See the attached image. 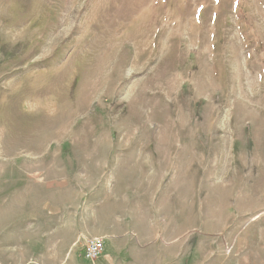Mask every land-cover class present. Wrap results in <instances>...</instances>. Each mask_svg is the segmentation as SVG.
I'll return each mask as SVG.
<instances>
[{"label":"rangeland","instance_id":"obj_1","mask_svg":"<svg viewBox=\"0 0 264 264\" xmlns=\"http://www.w3.org/2000/svg\"><path fill=\"white\" fill-rule=\"evenodd\" d=\"M97 236L264 264V0H0V264Z\"/></svg>","mask_w":264,"mask_h":264},{"label":"built area","instance_id":"obj_2","mask_svg":"<svg viewBox=\"0 0 264 264\" xmlns=\"http://www.w3.org/2000/svg\"><path fill=\"white\" fill-rule=\"evenodd\" d=\"M106 241L102 236L88 239L82 249L83 256L88 260L97 259L106 249Z\"/></svg>","mask_w":264,"mask_h":264},{"label":"crops","instance_id":"obj_3","mask_svg":"<svg viewBox=\"0 0 264 264\" xmlns=\"http://www.w3.org/2000/svg\"><path fill=\"white\" fill-rule=\"evenodd\" d=\"M88 240V239H87ZM86 240V241H87ZM80 255H81V260H80V258H79V256H77V255H74V258H73V262L75 263V264H79V262L81 263V264H89L88 262H87V260L88 259H86L84 256H83V253L81 252L80 253ZM101 256V255H100ZM99 256V257H100ZM98 257V258H99ZM45 258H47L48 260H55V259H61V257H56L55 255H49L48 257H45ZM44 258V259H45ZM97 258V259H98ZM80 260V261H79ZM83 260H85V261H83ZM49 264H51V263H49ZM95 264H105V258H100V259H98L97 260V262L95 263Z\"/></svg>","mask_w":264,"mask_h":264}]
</instances>
